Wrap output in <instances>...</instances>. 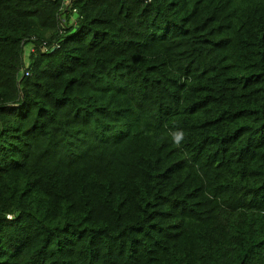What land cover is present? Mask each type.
Wrapping results in <instances>:
<instances>
[{
    "label": "trees",
    "instance_id": "trees-1",
    "mask_svg": "<svg viewBox=\"0 0 264 264\" xmlns=\"http://www.w3.org/2000/svg\"><path fill=\"white\" fill-rule=\"evenodd\" d=\"M0 264H264V0H0Z\"/></svg>",
    "mask_w": 264,
    "mask_h": 264
},
{
    "label": "built area",
    "instance_id": "built-area-1",
    "mask_svg": "<svg viewBox=\"0 0 264 264\" xmlns=\"http://www.w3.org/2000/svg\"><path fill=\"white\" fill-rule=\"evenodd\" d=\"M47 47H45L44 49H46ZM33 48L32 47H30L28 50H32ZM25 74L27 75L28 74V72L27 71H25Z\"/></svg>",
    "mask_w": 264,
    "mask_h": 264
}]
</instances>
